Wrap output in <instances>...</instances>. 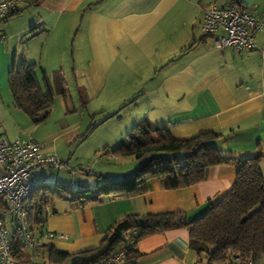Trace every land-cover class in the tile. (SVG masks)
I'll list each match as a JSON object with an SVG mask.
<instances>
[{
	"label": "crops",
	"instance_id": "crops-1",
	"mask_svg": "<svg viewBox=\"0 0 264 264\" xmlns=\"http://www.w3.org/2000/svg\"><path fill=\"white\" fill-rule=\"evenodd\" d=\"M234 1L249 4L255 16L264 22V0H26L19 13L0 19V137L12 141L32 138L43 145L46 155H58L64 164L58 169L46 165L36 170L38 180L55 175L59 183L62 169L80 178L79 188L95 185L98 178H105L104 174L97 180L91 174L86 177L83 171L70 167L69 159L58 154L56 146L45 145V142L65 137L64 134H75L80 123L42 135V142L35 136H40L39 124L14 105L5 108L2 100L5 89L10 90L9 74L13 66L25 60L36 64L37 68L42 67V62L30 60L33 49L37 42L44 44L54 38L55 27L60 25L68 38L76 31L73 48L81 44L79 52L72 53V57H80L78 62L69 64L60 60L59 71L64 75L66 69L71 68L72 73L89 76L101 91L107 78L102 72L105 63L101 48L96 49V36L100 35L114 63H125L139 74V92L126 95L125 101L126 105L136 104L141 99V105L148 106L145 119L150 123L168 127L172 135L181 140L202 133H218L221 137L210 145L224 157L250 158L260 148L264 153V59L261 52L264 28L256 38L259 50L255 51L217 48L214 37L202 31L205 7ZM88 27L90 34H86ZM55 67L56 64H49L40 68L41 86L52 93L54 72L58 71ZM137 120L129 127L138 124ZM90 128L79 138L89 133ZM30 133H35L34 138ZM27 135L30 137L24 138ZM123 135L114 137L106 147L117 146ZM47 168L56 172L48 175ZM135 171H123L121 176L105 179H125ZM237 173L232 165L214 166L206 171L203 182L171 190L164 189L158 179H150L145 194L105 197L100 202L80 207L65 197L60 198V203L53 206V202L46 209L44 230L56 234L47 244L71 254L97 248L109 230L131 215L169 214L176 223L193 222L233 188ZM262 173L264 176V168ZM70 182L76 187L75 179ZM62 234L66 237L61 238ZM137 246L141 253L139 264H205L191 250L188 227L146 237ZM259 264H264V258Z\"/></svg>",
	"mask_w": 264,
	"mask_h": 264
},
{
	"label": "trees",
	"instance_id": "trees-1",
	"mask_svg": "<svg viewBox=\"0 0 264 264\" xmlns=\"http://www.w3.org/2000/svg\"><path fill=\"white\" fill-rule=\"evenodd\" d=\"M36 71V64L22 60L10 71L9 87L14 106L35 124H41L50 116L53 103L50 92L41 86ZM53 84V93L68 100V84L62 71L54 72ZM220 137L218 133L208 132L190 139H176L168 127L155 126L143 119L125 140L108 151V154L138 160L149 156L139 169L121 180L98 178L95 185L78 187L74 192L70 186L57 181L52 185L43 184L45 179H41V184L33 191L29 213L31 223L43 235L48 216L46 209L57 198L66 197L80 207L100 202L105 197H136L148 191L150 179H158L164 189H178L203 182L211 167L235 166L238 173L233 188L212 204L203 217L193 222L183 220L176 223L169 214L131 215L109 230L97 248L71 254L56 249L53 244L35 249L20 244L14 251L15 258L24 264H98L127 247L129 251L124 264H139L141 253L137 245L141 240L188 227L191 250L201 262L259 264L264 258V176L261 168L264 153L260 148L254 157H224L210 145ZM182 154L186 160L184 163L180 161Z\"/></svg>",
	"mask_w": 264,
	"mask_h": 264
},
{
	"label": "rangeland",
	"instance_id": "rangeland-1",
	"mask_svg": "<svg viewBox=\"0 0 264 264\" xmlns=\"http://www.w3.org/2000/svg\"><path fill=\"white\" fill-rule=\"evenodd\" d=\"M169 15H173V19H177L174 13H170ZM86 34H90L89 27L86 28ZM53 36L54 38L47 43H36L33 49L34 53L32 52L33 58H30V60L42 62V67H40L42 69L46 65L56 64L55 68L57 69L55 70L61 69L60 60L63 62L67 61L69 64L74 61L78 62L80 59L79 56V59L76 55L72 57L73 51L77 54L79 52V45H81L77 43L73 48L72 41L76 36V31L68 38L65 28L59 25L55 27ZM99 46L102 51V60L105 63V66L102 67V72L103 74L105 73V79L107 78L101 91L99 92L96 88V83L89 76L82 73L79 74L78 72L72 73V69L67 68L64 78L68 84V100H65L62 95H55L51 92L52 90L48 89L52 96V112L46 122L38 125L39 135L41 137L34 133L36 139L43 142L42 139L44 137L42 135L55 132L65 125L80 123L75 134H64L65 137L55 140V142H45V145L56 146L59 150L58 154L64 156L63 158L69 159L70 167L83 171L87 175L86 177L91 174V177H96V180L101 174H104L105 178L114 179L117 176H121L123 171H135L141 164V161L146 162L150 158L147 156L140 161L133 157L108 154V151H111L114 146L111 145L108 148L106 147L107 144L109 145V143L113 142L114 137H118L121 133H124L122 140H125L127 135L132 132L134 126L133 124L129 127L130 123H133L136 119H138L137 122L145 119L147 117L148 106H142L140 103L141 99L136 104L126 105L125 96L139 92L141 78L139 74L126 67L127 65L125 63L123 65L114 63V60L109 57V52L105 49L100 35L98 37L96 36L97 50ZM83 49L89 50V47L83 46ZM57 52L58 54H56ZM64 52L66 53V57L63 56ZM42 53H44L43 57ZM40 68H37L36 73L42 81L43 74ZM2 100L6 104L5 108L7 109L8 105H14L9 88L3 92ZM115 113L118 114L113 116ZM91 125L92 128H90ZM95 125L96 127H94ZM89 128L91 131L86 133L84 137L79 138ZM126 128H128L127 131ZM34 134L30 133L29 135L34 138ZM29 135L24 138L30 137ZM55 156L57 157L58 155L55 154ZM133 159L135 162H138V165L134 164ZM180 161L182 163L186 161L183 154ZM261 168H264V160L261 163ZM47 171V174L50 175L56 172V169L47 168ZM106 174L111 176L108 177ZM58 179L59 184L70 186L69 189L72 192L78 188L77 186L81 182L80 178L77 179L73 175H68V171L66 172L64 169H62ZM73 179L76 181V187L70 184V181ZM53 202L54 206L60 203L61 199L57 198Z\"/></svg>",
	"mask_w": 264,
	"mask_h": 264
},
{
	"label": "built area",
	"instance_id": "built-area-1",
	"mask_svg": "<svg viewBox=\"0 0 264 264\" xmlns=\"http://www.w3.org/2000/svg\"><path fill=\"white\" fill-rule=\"evenodd\" d=\"M24 2L0 0V19L19 10ZM263 28L264 22L247 3L210 4L204 9L202 31L214 37L217 48L259 50L256 38ZM261 52L264 59V50ZM63 164L57 157L46 155L43 145L32 138L12 141L0 137V264H24L15 258L14 251L20 244L35 249L56 237L47 231L41 235L31 223L29 213L33 191L41 184L34 172L46 165L58 169ZM55 179V175L50 176L42 183L52 185ZM128 251L127 247L121 248L98 264H124Z\"/></svg>",
	"mask_w": 264,
	"mask_h": 264
}]
</instances>
